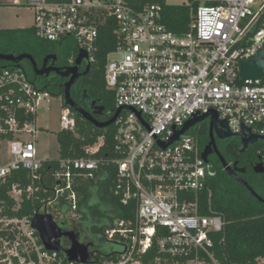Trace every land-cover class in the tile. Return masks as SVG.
<instances>
[{
	"label": "built area",
	"instance_id": "1",
	"mask_svg": "<svg viewBox=\"0 0 264 264\" xmlns=\"http://www.w3.org/2000/svg\"><path fill=\"white\" fill-rule=\"evenodd\" d=\"M198 1L190 8L186 32L176 34L165 26L159 3L21 0L32 12L37 38L51 43L72 38L88 63L98 25L114 21L116 47L106 57L104 80L114 94V110L123 109L112 124V156L94 157L103 145L100 137L85 158H57L42 172L38 108L53 97L21 69L0 68V184L24 171L0 198V264H80L48 251L32 223L42 216L62 231L68 229L59 224L78 228L76 187L109 166L114 168L111 193L130 209V217L113 216L101 234L118 247L115 257L96 259L92 253L85 264H144L141 258L153 244L164 261L219 264L211 236L221 231L223 220L209 206V215L201 213L200 194L207 191L210 198L211 167L189 133L198 123L170 140L187 121L209 119L212 112L233 134L245 127L264 136V76L240 77V64L264 49V0ZM74 62L70 58L68 64ZM63 108L62 129L72 131L71 111ZM254 264H264V258Z\"/></svg>",
	"mask_w": 264,
	"mask_h": 264
},
{
	"label": "trees",
	"instance_id": "2",
	"mask_svg": "<svg viewBox=\"0 0 264 264\" xmlns=\"http://www.w3.org/2000/svg\"><path fill=\"white\" fill-rule=\"evenodd\" d=\"M123 1L134 6L161 4L163 6L164 24L168 30L176 34L186 32L190 8H196L199 5L198 0H189V3L183 6H168L164 0ZM114 29L115 23L112 20H107L98 25V38L93 61L89 63L90 67L87 74L78 80L70 90V96L76 104L83 106L80 99L82 93L86 91V96L95 100L99 106L106 110L111 107L112 109L115 108L114 94L106 89L104 80L106 57L116 47ZM54 44L56 43L37 38L33 27L0 30V54H13L15 56L29 54L37 65L42 62L47 53L52 51L51 48ZM72 44L74 46H71L64 53L63 62L65 64H68L70 58H76L77 48L74 42ZM0 68L21 69L29 81L40 89L48 90L53 98L62 96L63 90L57 89V84L56 86H49L44 82L36 83L31 73V64L26 60L18 63L0 61ZM62 106L67 107L63 102ZM69 110L74 120V128L72 131L61 129L56 134L58 158H85L87 156L85 150L93 146L100 137L103 138V145L100 152L94 157L105 154L112 156L114 126L111 125L102 129L94 127L83 120L73 109L69 108ZM189 133L196 135L198 146L202 150L205 143L204 128L200 126L195 130H190ZM257 150L260 151L264 164V141L256 143L255 151ZM222 156L227 164L242 165L243 159L246 157L248 160H255L253 154L240 153L237 150L235 140H230L224 147ZM55 163L56 159L42 162V172H46ZM213 172L214 175L207 181L210 198L208 199L207 191L200 194V205L202 208L205 207L204 210L201 209V213L209 215L210 212L206 209L209 206L211 213L219 215L223 220L221 231L211 236L213 241L211 251L219 264H254L257 259L264 258V204L260 203L242 184L225 174L219 164H215ZM23 176L24 171L12 173L5 184H0V198H6L5 193L8 187L16 182L18 177ZM113 176L114 168L109 166L95 172L92 180L76 187L79 196L78 211L82 214V221L78 228L86 226L90 233V236L82 235L77 229L79 241L89 245L91 253L95 254L96 259L115 257L116 250H118L117 246L115 248L113 247L115 245L101 239V234L109 220L115 215L122 218L130 217V209L119 206L118 201L111 193ZM240 178L258 196L257 189L264 190V174L254 176L250 167L247 166V173ZM102 243L109 245L110 249H104ZM60 244L66 246L67 241L62 239ZM163 259V255L158 252L155 244H153L151 249L142 256L141 261L144 264H175L170 259L167 261ZM178 264L183 263L179 261Z\"/></svg>",
	"mask_w": 264,
	"mask_h": 264
},
{
	"label": "water",
	"instance_id": "3",
	"mask_svg": "<svg viewBox=\"0 0 264 264\" xmlns=\"http://www.w3.org/2000/svg\"><path fill=\"white\" fill-rule=\"evenodd\" d=\"M52 59L53 61L56 59L55 55H48L43 60V67L41 70L38 71L36 67V63L31 55L29 54H22L15 56L13 54H0V61L5 62H12L18 63L22 60L29 61L34 69L36 75H43L48 74L49 71L53 70L60 74L62 77L69 78V80L64 84V92L61 96L62 102L68 108L73 109L78 115L82 117L83 120L87 121L91 125L97 128H105L111 126L115 120L117 119L120 111L123 108H118L116 110L109 109L108 114L111 115L110 119L106 122H99L93 118L91 113L85 111L81 107H79L71 98L70 96V89L75 84L80 76H84L87 74L90 64L87 62V56L85 53L79 51L76 55L74 66L72 67H65L63 71H60L57 68H49L45 69V65L47 60ZM85 61V71L82 74L78 73V67L81 63ZM261 76H264V49L259 51L258 54L247 61H244L240 64V77L242 80L246 79H257ZM86 91H84L81 95V99H85ZM95 104V101L92 102V105ZM96 112L94 113H101L104 110L102 106H94ZM124 109H128L130 111L136 112L134 108L131 107H124ZM139 116V112H136ZM207 115H201L197 117H193L189 121H187L184 126L175 132V135L172 137L170 142L176 141L181 134L187 132L190 128L195 126L197 123L201 122L205 119ZM209 129L215 130V134L218 139H229L232 137H238L240 139V152H244L248 145L255 144L258 141H264V136H259L256 134H252L249 129L242 127L241 131L237 134H233L228 130L227 122L225 120H220L217 117V114L212 112L209 118ZM169 142V143H170ZM213 138L211 135L210 143L203 149L201 153V158L205 163H208L207 156L211 152V146L213 144ZM168 144H163L162 146L165 147ZM221 166L225 173L233 178L237 183L242 184L260 203L264 204V199L259 197L249 186L246 182H244L235 172H244V169L237 168V163H233L232 166L227 164L225 160L218 156ZM254 172L256 174H264V168L261 163L254 167ZM208 174L210 176L214 175L212 168H208ZM33 227L38 232L41 241L43 242L45 248L48 251H56L60 252L64 255L68 261L74 263L85 264L89 257H90V247L84 243L79 241V234L77 233V227H72L70 230L62 231L59 229L51 220L50 217H42L37 216L34 218ZM62 239H65L68 243L67 247H62L60 242Z\"/></svg>",
	"mask_w": 264,
	"mask_h": 264
},
{
	"label": "flooded vegetation",
	"instance_id": "4",
	"mask_svg": "<svg viewBox=\"0 0 264 264\" xmlns=\"http://www.w3.org/2000/svg\"><path fill=\"white\" fill-rule=\"evenodd\" d=\"M71 46L72 45L70 43H66V42H58V43L54 44L53 47L51 48L52 51L47 53L45 55V57L48 55H55L56 59L54 61L52 59L47 60V63L45 65V69L57 68L60 71H63L65 67H72V65L65 64L63 62L64 53H66V50L69 49ZM53 51H56V52H53ZM43 60H44V58H43ZM43 60H42V62H39L38 65L36 64L38 71L41 70L43 67ZM85 66H86V63H85V61H83L81 63V65L78 67V73L79 74H82L85 71ZM31 71H32L31 73L33 76V80L36 83L44 82V83H47L49 86L50 85L56 86V84H57L58 85L57 89H62L64 92V84L69 80V78L62 77V76H60L59 73H57L53 70L52 71L50 70L48 74L36 75L32 65H31ZM84 76H80L78 78V80H80ZM76 82H75V84H76ZM80 101H81V104L83 106H81L79 104H77V105L79 107H81L82 109H84L85 111L91 113V115L93 116V118L95 120H97L99 122H106L111 117V115L108 114V110H106L105 108L103 111H101V113H94V112H96L94 109V106H99V105L97 104V102L95 100L89 99L88 96L85 99H80ZM93 101H95L94 105H92ZM110 109H112V107ZM200 126H202L204 128L205 143H204L203 149L210 143L211 135H212L213 142H214L212 144V146L210 147L211 152L207 156V161H208L209 166L213 170V167L217 163L220 165L221 169L223 170L218 156H221L223 158L222 151H223L224 147L229 143L230 140H235L237 142V150L240 152V148H241L240 139L238 137H232V138L223 139V140L218 139L216 134H215V130L209 129V119L207 117L205 119H203L201 122H199L198 125L193 127L191 130H195L196 128H199ZM255 145H256V143L248 145L244 152H240L242 154H249L250 153V155H252V154L255 155V160H248V157H246L243 159L242 165H237V168L244 169V172H235L239 177H241L242 175H245L247 173V166L250 167L254 176L261 175V174H256L254 172V167L256 165H258L259 163H261L263 168H264V164L262 162V157L260 155V151L259 150L255 151ZM203 149H202V151H203ZM229 165L232 166L233 163H229ZM223 172L225 173L224 170H223ZM70 229H68V230H70ZM77 229L80 230V233L82 235L83 234L86 235L88 232V230L86 229V226H82L81 228H77ZM90 254H92L91 250H90Z\"/></svg>",
	"mask_w": 264,
	"mask_h": 264
},
{
	"label": "rangeland",
	"instance_id": "5",
	"mask_svg": "<svg viewBox=\"0 0 264 264\" xmlns=\"http://www.w3.org/2000/svg\"><path fill=\"white\" fill-rule=\"evenodd\" d=\"M107 1L114 2L116 0ZM164 3L168 6H183L187 5L189 0H164ZM11 6L12 5L6 4V0H0V29H9L12 27L14 25L13 19L17 17L16 15L21 19V25L24 26L23 28L30 27L32 25L31 10L23 5L11 10ZM65 41L74 46L72 44L74 42L72 38ZM38 111L37 126L41 128V132L37 136L36 145L38 159L41 161L55 160L58 158L56 134L65 126V124L60 121V117L64 111L61 97L53 98L51 101L41 100L39 102ZM257 193L264 198V190L257 189ZM59 226H61L60 228L69 229V226L67 227L64 225L62 227L61 224H59ZM87 236H90L89 232L87 233ZM102 244L104 249H110L109 245L105 243ZM113 247L117 248L116 246Z\"/></svg>",
	"mask_w": 264,
	"mask_h": 264
},
{
	"label": "crops",
	"instance_id": "6",
	"mask_svg": "<svg viewBox=\"0 0 264 264\" xmlns=\"http://www.w3.org/2000/svg\"><path fill=\"white\" fill-rule=\"evenodd\" d=\"M6 4H8V5H12L10 8H11V10H14L15 9V7H19L20 5H23L22 4V2H21V0H6ZM24 6V5H23ZM7 8V7H6ZM17 17H15L14 19H13V23H14V25L12 26V27H10L9 29H24L23 27L24 26H22L21 25V19L20 18H18V15H16ZM32 23H33V17H32ZM30 27H32V25L30 26ZM30 27H27V28H30ZM1 30V29H0Z\"/></svg>",
	"mask_w": 264,
	"mask_h": 264
}]
</instances>
